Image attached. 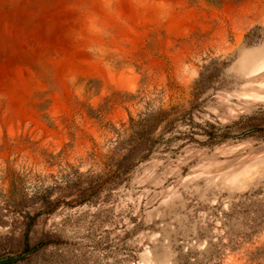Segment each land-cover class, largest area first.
I'll return each mask as SVG.
<instances>
[{"label":"rangeland","instance_id":"rangeland-1","mask_svg":"<svg viewBox=\"0 0 264 264\" xmlns=\"http://www.w3.org/2000/svg\"><path fill=\"white\" fill-rule=\"evenodd\" d=\"M174 107L190 126L98 204L0 224V261L264 264V0H0V221Z\"/></svg>","mask_w":264,"mask_h":264},{"label":"trees","instance_id":"trees-1","mask_svg":"<svg viewBox=\"0 0 264 264\" xmlns=\"http://www.w3.org/2000/svg\"><path fill=\"white\" fill-rule=\"evenodd\" d=\"M180 107H174L169 111H160L150 114L139 121L131 120L130 128L124 135L118 134L116 149L113 156L104 160V175L91 176L72 174L67 177L64 186L57 185L53 189L39 188L31 198L12 199L6 201L7 208L11 214L12 223L3 216L0 224L30 232L36 226L40 216L52 215L62 206L69 208L98 204L104 196L124 185L137 167L152 159L160 149L167 150L174 140L179 126H190V114ZM196 125V123H193ZM200 126V125H196ZM202 128V127H201ZM209 140L222 142L227 139L218 132V129L209 124L202 128ZM170 136V137H169ZM183 137L189 136L186 133ZM120 157V158H119ZM119 158V159H118ZM61 191L67 193L64 197L53 199V193ZM39 206V209H36ZM57 242L54 234H48L40 242L42 247H47Z\"/></svg>","mask_w":264,"mask_h":264},{"label":"water","instance_id":"water-1","mask_svg":"<svg viewBox=\"0 0 264 264\" xmlns=\"http://www.w3.org/2000/svg\"><path fill=\"white\" fill-rule=\"evenodd\" d=\"M16 260H6V261H0V264H7V263H11L14 262Z\"/></svg>","mask_w":264,"mask_h":264}]
</instances>
